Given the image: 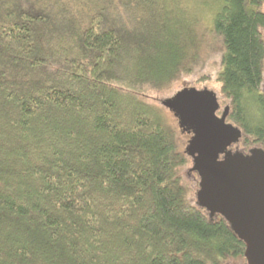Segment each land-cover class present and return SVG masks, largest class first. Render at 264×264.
<instances>
[{
    "label": "trees",
    "instance_id": "obj_1",
    "mask_svg": "<svg viewBox=\"0 0 264 264\" xmlns=\"http://www.w3.org/2000/svg\"><path fill=\"white\" fill-rule=\"evenodd\" d=\"M194 2L0 0V264H248L162 99L212 77V41L264 140V0Z\"/></svg>",
    "mask_w": 264,
    "mask_h": 264
},
{
    "label": "water",
    "instance_id": "obj_2",
    "mask_svg": "<svg viewBox=\"0 0 264 264\" xmlns=\"http://www.w3.org/2000/svg\"><path fill=\"white\" fill-rule=\"evenodd\" d=\"M162 103L193 132L186 152L200 175L197 202L211 214H222L245 240L249 264H264V150L218 158L240 131L217 116V96L208 87L184 86Z\"/></svg>",
    "mask_w": 264,
    "mask_h": 264
},
{
    "label": "flooded vegetation",
    "instance_id": "obj_3",
    "mask_svg": "<svg viewBox=\"0 0 264 264\" xmlns=\"http://www.w3.org/2000/svg\"><path fill=\"white\" fill-rule=\"evenodd\" d=\"M218 69L220 70V68ZM216 82L218 83V87L215 89L213 88L214 92L216 93L218 102L216 114L220 118L223 117L226 123L232 124L235 128L240 131V135L236 139L231 140L229 144H227L224 151L219 153L218 158L223 159L226 152H240L242 154L247 155L250 154L252 152V149L255 148H260L264 150V140L250 132L251 126L253 125V112L257 113V115L255 116H259L261 112H257V110L252 111L249 108L247 100L248 93H242L240 95V98L236 100L238 101L237 104L236 101H234V98L224 91V82L220 79L219 74H217L216 76ZM258 94L262 98V100H264V63L262 75L260 78ZM245 96L246 99L243 100ZM257 103L260 104V100ZM261 105H264V101ZM261 105H257V107L262 108ZM185 131L190 134V137L192 136V131ZM193 170L197 172V170ZM198 176L200 182V175L198 174ZM247 263L249 264V261Z\"/></svg>",
    "mask_w": 264,
    "mask_h": 264
},
{
    "label": "rangeland",
    "instance_id": "obj_4",
    "mask_svg": "<svg viewBox=\"0 0 264 264\" xmlns=\"http://www.w3.org/2000/svg\"><path fill=\"white\" fill-rule=\"evenodd\" d=\"M194 3H197V4L200 3L201 4L202 8L204 9V11L206 13V18L208 19L210 17V11L214 7L213 5L215 3V0H196V2H194ZM207 22H211L210 19H208ZM215 46H216V43L211 41V43L205 48L204 53H203L204 57H208V64H207L208 66H205L204 68L207 69V67H208L213 72L212 77L202 79L201 81L195 83V85H192V86H196L198 88L208 87L212 90H213V88L215 89L218 87V83L216 82V76H217V72H218L217 68L219 67V56H220V54L216 52L217 47H215ZM216 57H218L217 61H216ZM212 64L214 65V68H212ZM215 64H216V66H215ZM186 86H191V85H186ZM169 93H171V91L168 92V94ZM155 95H158V94L156 93ZM161 95L162 94H159V96H161ZM170 95H168V96H170ZM165 108H166V112H167V115H168L170 122L172 124H174L178 129V140L180 143V147H181V149L186 150V146L188 144V141L191 138L190 134L187 131H185L183 129V127L180 126L179 119L175 115L174 111L169 109L167 106H165ZM192 166H193V161L191 160L187 165H185L182 168V173L184 175V180L187 183H189V186H190V191H189L190 198L192 199L193 202H197V190L199 189V176H198L197 172L192 169ZM243 262H244V258L239 257L237 259H230V260L226 261L224 264H243Z\"/></svg>",
    "mask_w": 264,
    "mask_h": 264
}]
</instances>
